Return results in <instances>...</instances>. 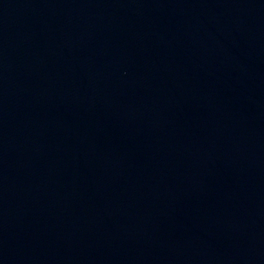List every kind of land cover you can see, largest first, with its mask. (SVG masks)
<instances>
[{"label": "water", "instance_id": "water-1", "mask_svg": "<svg viewBox=\"0 0 264 264\" xmlns=\"http://www.w3.org/2000/svg\"><path fill=\"white\" fill-rule=\"evenodd\" d=\"M163 12L264 19V0H0V39L84 19Z\"/></svg>", "mask_w": 264, "mask_h": 264}]
</instances>
